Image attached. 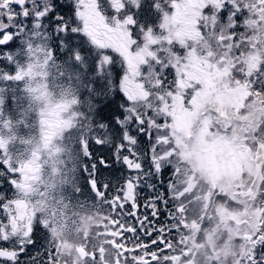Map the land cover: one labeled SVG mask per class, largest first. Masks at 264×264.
I'll return each instance as SVG.
<instances>
[{
    "label": "snow or ice",
    "instance_id": "1",
    "mask_svg": "<svg viewBox=\"0 0 264 264\" xmlns=\"http://www.w3.org/2000/svg\"><path fill=\"white\" fill-rule=\"evenodd\" d=\"M30 125L31 159L0 138V264H98L61 252L74 200L113 264H264V0H0V131Z\"/></svg>",
    "mask_w": 264,
    "mask_h": 264
},
{
    "label": "rangeland",
    "instance_id": "2",
    "mask_svg": "<svg viewBox=\"0 0 264 264\" xmlns=\"http://www.w3.org/2000/svg\"><path fill=\"white\" fill-rule=\"evenodd\" d=\"M39 155L41 156V162L43 163L44 160L47 159V150L42 149ZM28 157H30L29 159H31L30 153ZM48 164H49V167L41 168L40 170V173L42 177L44 178V182L48 184L49 186L48 189H46L45 191L51 192L53 189V185L56 184L57 185V187L55 188L56 194L57 195L63 194V191L61 190V188L58 187L59 181L56 178V174L52 171V161L48 160ZM66 188L68 187L65 186L63 189H66ZM89 212L91 214L81 213L82 215H85L88 218L78 223L75 229L65 230V232L63 233L64 242L70 244L73 240L71 237L66 235V232L78 230L79 242H80V245L78 246H80L79 252L81 253V255H83L86 252L83 246L84 244L85 246L89 245L91 248L94 247L95 248L94 251L100 250L102 246H104V241L100 238V227H99L103 223V221L97 219L98 215L92 214L91 211ZM210 227L211 226L203 228L202 231H196L192 239H195V238L197 240L200 239L202 235H206L208 233ZM219 239L220 238H218V242H219ZM63 249H66V247L63 246ZM71 249H74V247H72ZM107 259H113V258L107 255Z\"/></svg>",
    "mask_w": 264,
    "mask_h": 264
},
{
    "label": "flooded vegetation",
    "instance_id": "3",
    "mask_svg": "<svg viewBox=\"0 0 264 264\" xmlns=\"http://www.w3.org/2000/svg\"><path fill=\"white\" fill-rule=\"evenodd\" d=\"M30 129H31V125L26 130L27 131V135L23 136V137H20V138L23 139L24 143H21L20 141L15 143L9 138L7 130L0 131V138L7 140V144L5 145V147L10 152V159L18 158L19 160L23 161L26 158L25 157L26 153L28 154V156H29V153L31 155V151L34 148L31 147V145H32L31 144V140L28 138V135L30 134V132H28V130H30ZM16 135L18 137L19 131H17ZM29 142H30V144H29ZM37 145H35V147ZM104 155H107V150L106 149H105V154ZM28 156H27V158L29 159L30 157H28ZM146 195H148L147 191H144V192L141 193V197L146 196ZM145 211L146 210L144 208L140 209V213H143ZM160 219L163 220L164 217L161 216ZM190 227H191V225H190ZM66 235L71 237L73 241L70 244L66 243V249H63V246H62L61 247V252L64 253V254H67L71 250L72 247H74V249L79 251V247L80 246H78V245H80V242H79V232H78V230H76V231L75 230L68 231V232H66ZM193 236H194V234H193ZM192 237H190L189 239L191 240ZM62 243H64V239H63ZM83 246H84L85 251H87L89 249H91L93 251L95 250L94 247L91 248L89 245L85 246V244H84ZM97 251H99L101 253V260L98 261V264H113V259H107V255L110 256L111 258H113L114 255H115V253L112 251L111 248H108V250H107V247L102 246V248L100 250H97ZM72 254L75 255V252H73ZM62 264H63V262H62Z\"/></svg>",
    "mask_w": 264,
    "mask_h": 264
},
{
    "label": "trees",
    "instance_id": "4",
    "mask_svg": "<svg viewBox=\"0 0 264 264\" xmlns=\"http://www.w3.org/2000/svg\"><path fill=\"white\" fill-rule=\"evenodd\" d=\"M28 132H30V134L28 135V138L30 139V137H31L32 141L37 142L40 139L39 132H38V130L36 129L35 126L31 125V129L28 130ZM26 135H27V131H25V132H19L18 139L15 141V143H17V142L20 141V139H19L20 137H23V136H26ZM101 154H103V155L105 154V149H101L100 152L97 153V155H101ZM107 155H108V153H107ZM109 163H112V161L109 160ZM121 171L122 170H121V168H120V166L118 164H113L112 169H109L108 171H106L104 173V175L105 176H109L110 174L114 173L116 176H119L121 174ZM61 190L63 191V194L66 195V196L69 195L70 192H71V189L70 188L61 189ZM79 199L87 200V202L89 204L92 203V200L90 198L86 197V196L79 197ZM70 206H71V208L73 210L74 209H78L75 206V200L73 201V204L70 205ZM79 210H82V209H79ZM75 211H77V210H75Z\"/></svg>",
    "mask_w": 264,
    "mask_h": 264
}]
</instances>
